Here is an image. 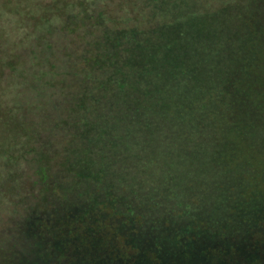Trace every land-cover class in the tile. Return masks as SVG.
I'll list each match as a JSON object with an SVG mask.
<instances>
[{"label": "trees", "instance_id": "obj_1", "mask_svg": "<svg viewBox=\"0 0 264 264\" xmlns=\"http://www.w3.org/2000/svg\"><path fill=\"white\" fill-rule=\"evenodd\" d=\"M5 3L18 35L0 28V197L14 209L0 236L15 241L0 242L15 250L1 263L257 259L264 247H234L224 223L259 225L264 34L250 3Z\"/></svg>", "mask_w": 264, "mask_h": 264}, {"label": "rangeland", "instance_id": "obj_2", "mask_svg": "<svg viewBox=\"0 0 264 264\" xmlns=\"http://www.w3.org/2000/svg\"><path fill=\"white\" fill-rule=\"evenodd\" d=\"M246 2L250 3V6L248 7V9L250 10V13H254V15L252 16V20H255L259 23V25H255L256 28V33L260 34L263 33L264 34V8L256 5V3H261L260 0H245ZM257 1V2H256ZM264 1L261 3L263 5ZM264 6V5H263ZM7 6L5 3V0H0V28L2 29H7V34L9 36H14L16 37V35H18V32H16V29L13 31V28L15 27L14 23H16L15 19L10 18L7 15ZM264 121V120H263ZM264 138V134L262 135ZM261 140H256V145L258 146L256 148V150H254V154H256L258 157L261 156V158H257L256 156L252 157V159H255L258 161V165L255 167V173L257 171H263L264 170V160H262V158L264 159V139ZM255 148V147H254ZM217 168V166H216ZM256 181L258 183H256L255 185H253V188H248V192L251 193L252 191H257V198H255V200L257 201L258 207H257V211H258V223L259 225L252 231H246L242 229L243 225L235 222L234 219H225L224 223L228 224V241L232 242L234 247H264V178L259 177L256 179ZM19 182V181H18ZM0 186H3L4 188H8V190H10V183H9V179L6 178L4 176V168L2 166H0ZM262 192V193H260ZM4 198L0 197V219L2 220V223H5V218H9L10 216L14 215V209H12L10 207L9 203H5L3 202ZM250 205V204H248ZM230 221L236 225L235 228L232 231H229V227H230ZM2 236V237H1ZM0 236V241H3V239L1 240V238H5L8 239L11 237L12 241H15V239L13 238V236L10 237H6L5 235H1ZM14 239V240H13ZM5 247L4 249H0L1 251V257L5 259H8V262H12L13 259V252H14V248L12 244L9 243H4L3 244L0 242V247ZM15 247V246H14ZM97 251V250H96ZM263 249H261L259 252L257 251L256 253L251 254V256L253 257H258L257 259H253V258H244V259H240V260H218V261H197V262H165V261H154L151 262L149 264H264V251ZM248 252V251H246ZM108 254H106V257L109 259L107 260L108 263L106 264H117V262H115L114 260V256H112L113 254H110V252H107ZM259 253V255H258ZM21 255H17L15 258V261H18L19 257ZM89 256V255H88ZM105 257V258H106ZM93 258V257H91ZM84 259H86V257H82L81 261H83ZM132 260L129 261V264H135V262H132ZM3 263V262H2ZM1 260H0V264ZM84 264H91L90 262H84ZM95 264H103V260L101 261L99 259V257L96 259Z\"/></svg>", "mask_w": 264, "mask_h": 264}]
</instances>
